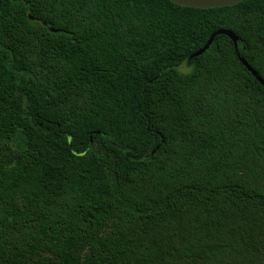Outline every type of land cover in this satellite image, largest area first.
I'll use <instances>...</instances> for the list:
<instances>
[{"label": "trees", "instance_id": "trees-1", "mask_svg": "<svg viewBox=\"0 0 264 264\" xmlns=\"http://www.w3.org/2000/svg\"><path fill=\"white\" fill-rule=\"evenodd\" d=\"M241 58L264 0H0V264H264Z\"/></svg>", "mask_w": 264, "mask_h": 264}, {"label": "water", "instance_id": "water-1", "mask_svg": "<svg viewBox=\"0 0 264 264\" xmlns=\"http://www.w3.org/2000/svg\"><path fill=\"white\" fill-rule=\"evenodd\" d=\"M172 2L178 4V5H182V6H192V7H197V8H211V7H221V6H227V5H234L239 3L242 0H171ZM209 43H207V45L200 50L203 51ZM241 60L243 61V63H245L249 69L257 76V78L264 83L263 79L256 73V71L247 64V62L241 58Z\"/></svg>", "mask_w": 264, "mask_h": 264}, {"label": "rangeland", "instance_id": "rangeland-1", "mask_svg": "<svg viewBox=\"0 0 264 264\" xmlns=\"http://www.w3.org/2000/svg\"><path fill=\"white\" fill-rule=\"evenodd\" d=\"M12 145H15L14 143H12Z\"/></svg>", "mask_w": 264, "mask_h": 264}]
</instances>
